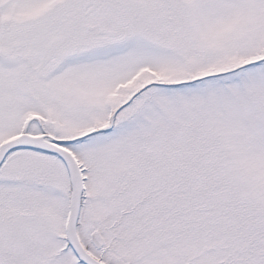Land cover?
<instances>
[{"label": "snow or ice", "instance_id": "obj_1", "mask_svg": "<svg viewBox=\"0 0 264 264\" xmlns=\"http://www.w3.org/2000/svg\"><path fill=\"white\" fill-rule=\"evenodd\" d=\"M0 264H264V0H0Z\"/></svg>", "mask_w": 264, "mask_h": 264}]
</instances>
